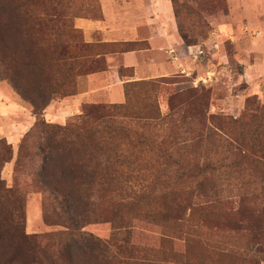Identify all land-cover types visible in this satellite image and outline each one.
Returning a JSON list of instances; mask_svg holds the SVG:
<instances>
[{
	"label": "rangeland",
	"instance_id": "rangeland-1",
	"mask_svg": "<svg viewBox=\"0 0 264 264\" xmlns=\"http://www.w3.org/2000/svg\"><path fill=\"white\" fill-rule=\"evenodd\" d=\"M164 1L181 62L73 110L79 77L143 45L87 41L101 0H0V264H264V0Z\"/></svg>",
	"mask_w": 264,
	"mask_h": 264
},
{
	"label": "crops",
	"instance_id": "crops-1",
	"mask_svg": "<svg viewBox=\"0 0 264 264\" xmlns=\"http://www.w3.org/2000/svg\"><path fill=\"white\" fill-rule=\"evenodd\" d=\"M101 7L102 20H76V26L83 30L87 41L105 44L136 42L143 47L107 54L105 58L109 66L104 75L79 77V98L62 102L64 105L69 104L73 110H78L82 101L95 97L121 101V88L125 82L163 76V52L176 64L181 62L180 52H185L178 42V28L173 13L164 0H101ZM122 68L133 69L134 77H122ZM10 106L18 107L16 104ZM1 108L0 101V113Z\"/></svg>",
	"mask_w": 264,
	"mask_h": 264
},
{
	"label": "trees",
	"instance_id": "trees-1",
	"mask_svg": "<svg viewBox=\"0 0 264 264\" xmlns=\"http://www.w3.org/2000/svg\"><path fill=\"white\" fill-rule=\"evenodd\" d=\"M190 46H196V45L195 44H188V47H190ZM128 51H130V50H128ZM99 56H100V54L97 55L96 57H99ZM69 60H74V58L70 57ZM93 73H95L94 69H93ZM82 74H83L82 72H79L78 76H81ZM120 74H121V70H120ZM127 110H128V107H127L126 102L124 104H120V105L116 104V105H110V106L109 105H103V104H93V105L84 107L83 118L86 121L87 120H95V121L96 120H103L106 117L113 116L116 113L120 114L122 112H126ZM262 110H264V107H262ZM34 114L36 116L38 115L36 110H34ZM85 124H86V122H82L79 124V126L77 128H75V129L71 128L70 129L71 133L69 135H67L65 138H62L59 142H57L55 147H59L61 149L72 150L73 147H70V146H74L75 143L78 142V140L81 138L82 133L85 131V127H86ZM67 130L68 129H65L64 131L66 132ZM70 135H72L71 138H68ZM202 135H200L201 139L208 138V137H214V136L219 138V135H217L215 132L211 131L209 128H208V132L206 134H204V137ZM68 139H70V140H68ZM220 140H222L221 137H220ZM260 155L263 156L261 159H264V151L261 152ZM165 159H170V157L165 156ZM75 227H76V224H75Z\"/></svg>",
	"mask_w": 264,
	"mask_h": 264
},
{
	"label": "built area",
	"instance_id": "built-area-1",
	"mask_svg": "<svg viewBox=\"0 0 264 264\" xmlns=\"http://www.w3.org/2000/svg\"><path fill=\"white\" fill-rule=\"evenodd\" d=\"M192 49V47H190V50Z\"/></svg>",
	"mask_w": 264,
	"mask_h": 264
}]
</instances>
